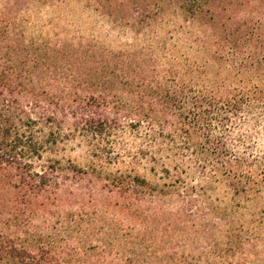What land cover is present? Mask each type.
I'll use <instances>...</instances> for the list:
<instances>
[{
    "label": "rangeland",
    "instance_id": "obj_1",
    "mask_svg": "<svg viewBox=\"0 0 264 264\" xmlns=\"http://www.w3.org/2000/svg\"><path fill=\"white\" fill-rule=\"evenodd\" d=\"M133 20L97 10L87 0H0V40L28 48L34 42L40 55L44 43L56 46L55 66L62 57L70 72L89 74V85L72 83L77 97L94 102L95 96L92 109L103 118L115 116L120 101L147 102L155 76L174 66L173 56L207 60L198 47L210 35L206 27L172 14L163 24ZM229 73L228 66L213 62L209 80L227 88L264 86V72L244 81ZM202 109L203 118L190 115L196 130L189 145L172 115H158L153 143L146 124L139 128L128 120L101 136L71 130L72 119L64 124L61 142L38 163L56 165L66 182L45 214L48 220H36L54 238L55 258L64 264H264V101H219ZM142 148L144 154L138 153ZM201 151L224 152L247 191L238 193L223 168L212 178ZM128 169L145 180L134 190L137 198L115 186L120 170ZM253 180L257 184L248 183Z\"/></svg>",
    "mask_w": 264,
    "mask_h": 264
},
{
    "label": "trees",
    "instance_id": "obj_2",
    "mask_svg": "<svg viewBox=\"0 0 264 264\" xmlns=\"http://www.w3.org/2000/svg\"><path fill=\"white\" fill-rule=\"evenodd\" d=\"M91 2L97 10L127 19V23L134 19L132 22L141 25L163 24L165 17L172 14L189 26H204L210 35L198 47L206 52L207 60L199 64L198 60L173 56L174 66L164 74L160 72L158 78L155 76L147 102L120 101L115 103L116 115L103 118L92 109L98 101L94 95L91 96L94 102L77 97L78 85L92 83L89 74L79 76L70 72L69 66L62 65V57L60 66H55L56 46L44 43L40 55L34 42L28 48L19 41L4 44L1 39L0 262L12 259L20 264H64L54 257V238L36 220L41 216L43 221V216L50 214V207L59 202L66 182L56 165L38 166V163L43 152L61 142L66 133L64 124L70 119L74 127L71 130L80 129L88 136L111 132L123 120L139 128L146 124L145 135L153 143L158 115H172L177 119L175 127L185 129L184 142L189 145L196 130L190 115L203 118L204 106L219 101L235 105L264 101L262 84L227 88L209 80L213 62L228 66L229 77L240 81L264 72V0H87ZM122 11L127 13L120 15ZM73 80L78 85H73ZM124 81L131 84L127 78ZM102 100L106 106L110 105L106 98ZM143 109L146 112L141 113ZM144 151L142 148L138 153ZM200 154L206 166L213 167L212 178L219 177L223 168L224 179L232 182L238 193L247 191L242 176L229 170L232 162L224 152L201 151ZM181 161L187 162L186 158ZM118 177L115 186L125 196L137 198L134 190L144 185L145 180L129 169L120 170ZM248 183L257 184L255 180Z\"/></svg>",
    "mask_w": 264,
    "mask_h": 264
}]
</instances>
